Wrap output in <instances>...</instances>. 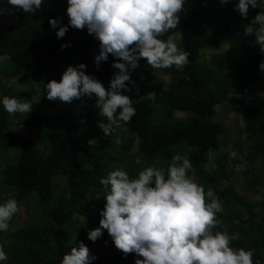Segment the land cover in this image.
I'll use <instances>...</instances> for the list:
<instances>
[{
	"label": "trees",
	"instance_id": "1",
	"mask_svg": "<svg viewBox=\"0 0 264 264\" xmlns=\"http://www.w3.org/2000/svg\"><path fill=\"white\" fill-rule=\"evenodd\" d=\"M215 1L186 0V11L180 13L177 28L160 38L172 36L180 48L190 52L189 63L182 70L165 68L169 80L157 98L148 96L132 102L136 114L131 121L121 122L111 136L98 126L107 118L99 115L95 97L84 96L71 104L46 98V83L59 81L69 64L86 63L85 71L94 74L105 87L119 71L112 67L118 58L111 54L97 68L93 61L100 50L99 40L86 27L69 26L64 37H56L48 20L61 17L62 24L68 23L67 0H44L34 13L0 15V98L8 95L30 99L33 107L31 113L9 114L0 104V161L5 164L0 172V197L4 201L13 197L19 205L33 194L39 199L30 217L8 234L7 243L3 241L7 235L0 234V244H5L8 253L5 264H60L63 255L80 241L97 257L90 264H135L136 254L125 255L117 249L106 229L96 241L88 239V229L77 215L88 218L94 213L99 222L107 191L100 180L110 171L124 168L136 178L147 166L167 168L176 153L188 156L193 165L188 174L204 187L205 193L211 189L220 198L223 210L217 212L216 219H221L224 226L218 223L213 232L239 233L231 246L253 249V259L264 264V197L240 194L230 183L215 189L240 162L223 147L222 154L219 152L220 135L225 129L221 121L214 120L216 106L228 99L243 107L245 137L252 139L253 145L246 155L248 161L243 160L246 167L240 172L252 193L264 184V165L255 179L250 164L264 152V73L259 69L264 54L251 42L254 38L244 36V25L264 6H250L244 18L232 4H211ZM66 42H71L70 46L61 49ZM220 47L225 49L218 52ZM208 53H213L210 61L204 59ZM139 63L131 70L134 82L155 70L146 58ZM12 79L25 82L29 89L17 90L10 83ZM32 86L41 90L40 99H34ZM234 91L238 94L230 97ZM159 111L162 119L156 120ZM178 112L184 116L178 118ZM20 116L45 135L33 140L13 133L12 118ZM125 131L130 135L125 136ZM131 134L139 140L135 153L131 151L135 141ZM93 138L97 141L89 144ZM14 150L19 153L16 162L9 156ZM212 151L215 157L211 161L218 166L209 171ZM138 154L142 157L139 164ZM224 158L232 165L231 172H227ZM57 179L63 187H56ZM206 202H210L207 196Z\"/></svg>",
	"mask_w": 264,
	"mask_h": 264
},
{
	"label": "clouds",
	"instance_id": "2",
	"mask_svg": "<svg viewBox=\"0 0 264 264\" xmlns=\"http://www.w3.org/2000/svg\"><path fill=\"white\" fill-rule=\"evenodd\" d=\"M185 3L186 0H67L68 23L62 24L61 17L48 20L56 37H64L69 26L86 27L99 40L100 50L93 61L97 68L111 54L118 58L112 67L119 71L105 87L94 74L85 71L86 63L69 64L59 81L52 79L46 83V98L71 104L84 96L95 97L99 115L107 118V122L101 121L98 126L106 136H111L121 122L131 121L136 114L132 98L121 90H133L125 82L135 83L131 70L140 66L141 58H146L153 69L175 66L182 70L189 63L190 52L180 48L172 36L167 40L160 38L177 28L180 13L186 11ZM220 3L232 4L244 18L248 17L250 6L259 9L264 6V0H220ZM4 4L0 15H11L14 11L34 13L41 9L44 0H4ZM244 36L254 38L251 42L259 45L264 54V10L244 25ZM70 43H62L61 49ZM259 69L264 73V60L259 62ZM148 96L154 100L157 93L150 92ZM0 104L9 114L33 110L30 99L16 96L4 95ZM95 141L93 138L88 143ZM229 156L237 158V152L232 150ZM136 162L140 163V157ZM245 167L241 162L235 170L239 172ZM192 168L186 154L176 153L167 168L147 166L136 178H131L124 168L110 171L100 180L107 189L105 204L100 209V226L87 230L88 239L96 241L106 229L117 249L125 255L136 254L135 264H260L253 259V249L231 246L239 233L213 232L222 204L213 190L205 193L204 187L188 174ZM206 196L210 202H206ZM19 210L13 197L0 202V232L9 230L10 221ZM95 259L80 241L63 255L60 264H90ZM7 260L8 253L0 244V264Z\"/></svg>",
	"mask_w": 264,
	"mask_h": 264
},
{
	"label": "rangeland",
	"instance_id": "3",
	"mask_svg": "<svg viewBox=\"0 0 264 264\" xmlns=\"http://www.w3.org/2000/svg\"><path fill=\"white\" fill-rule=\"evenodd\" d=\"M216 3H220V0L212 2L211 4L217 5ZM5 6L4 2H0V7ZM11 7V6H9ZM254 15H251L250 18H252ZM248 21V19H247ZM225 47H220L217 48V51H222L224 50ZM213 50L216 51V48ZM212 54H207V57H204L205 60L210 61L212 59ZM165 68H159L155 69L152 73L145 75L138 81H136L134 84H130L129 88L133 89L132 91L124 92V94L129 95L132 98V102H136L137 100L143 99L148 97V93L150 92H156L157 96L161 92L163 85L167 83L169 80V76L165 74L164 72ZM145 78V82L142 81V79ZM10 83H13L14 87L17 90H24V89H29L28 85H26L25 82L20 81V80H15L12 79L10 80ZM32 86V93L34 95V99L38 100L41 97V90L39 87ZM139 89L137 92L136 89ZM238 92L234 91L230 95V97H233L237 95ZM156 96V98H157ZM243 107L241 105L235 104L231 99L226 100L225 102L219 104L216 106V115L214 116V120L216 121H221L224 124V132L221 133L220 135V142L221 147L219 149V152L222 154V147L225 148L226 151L230 152L232 150L237 152V159L241 163L245 161H248L246 159L247 153L250 151V145H253L252 139H248L245 137V123L243 120ZM178 118H181L184 116L183 112H178L176 115ZM13 123L11 124L12 126V132L17 133L20 138H30L33 140H37L45 133L40 129L35 127L36 125H29L27 123H24V119L22 116L17 117V118H12ZM15 119V120H14ZM162 119V111H159L156 120H161ZM130 135L128 131H125V136ZM132 137H135V141L133 144V147L131 148V151L135 153L138 149V138L136 134H131ZM214 151L210 153V160L213 161L215 154H213ZM3 155V152H2ZM5 156V154L2 156V158ZM9 156L13 158V161L16 162L18 160L19 153L18 151L14 150L9 153ZM137 157H140L141 160V155H137ZM256 159L254 162H250V164L253 166L252 167V173L254 174V178L257 179L258 177V169H260L261 172H263V169L261 168L262 165H264V152L259 154L258 156L255 157ZM225 159V158H224ZM235 159V158H232ZM222 160V159H221ZM210 163L209 166V171H211L214 167H217L218 165L214 162ZM222 162V161H221ZM219 160V163H221ZM225 168L227 169V172H231L232 170V165H230L227 159H225ZM5 164L0 161V172L3 169V166ZM220 173V172H219ZM62 181H63V177ZM63 183V182H62ZM232 184L233 186L236 187L238 193L245 194L249 197H259L262 198L264 197V184L258 185L257 187L254 188L253 192L251 193L249 190H247L245 186V180L243 178V174L239 171L233 172V174L230 177L224 178L222 182L220 183L218 188H215L216 190H220L221 187H226L228 184ZM56 187L58 188L59 186L63 187L62 185L58 184V179L56 181ZM1 193V192H0ZM0 202H4V200L0 197ZM39 203V199L36 194L31 195L30 197L25 199L24 204L19 205V212L14 215L12 220L10 221V228L9 230L5 232H0L1 235H7L6 238H4V243H7L9 241L8 234L14 229L19 227L20 225L23 224L24 220L30 217V214H32L33 210L37 208ZM41 212V211H40ZM46 214L44 213L43 216ZM79 218V222L82 223L83 225L86 226L87 229H94L95 227L100 226L99 222L95 220V214L93 213L90 217H86L84 215H77ZM220 227H223L224 224L221 221V219L218 220ZM231 226V225H230ZM4 249L6 251L5 244Z\"/></svg>",
	"mask_w": 264,
	"mask_h": 264
}]
</instances>
